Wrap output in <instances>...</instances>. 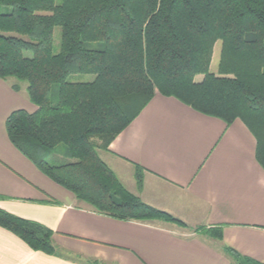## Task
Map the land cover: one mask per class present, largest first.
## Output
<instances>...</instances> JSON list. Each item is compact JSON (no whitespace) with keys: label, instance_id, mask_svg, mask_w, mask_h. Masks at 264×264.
<instances>
[{"label":"trees","instance_id":"1","mask_svg":"<svg viewBox=\"0 0 264 264\" xmlns=\"http://www.w3.org/2000/svg\"><path fill=\"white\" fill-rule=\"evenodd\" d=\"M75 73L94 79L67 81ZM0 78L25 83L36 106L8 115L10 142L100 214L186 226L126 190L99 156L156 93L227 125L239 119L264 169V0H0ZM134 165L141 186L144 169ZM0 226L33 250L56 253L52 231L36 221L0 209ZM201 230L221 238L219 228ZM223 249L236 264H264Z\"/></svg>","mask_w":264,"mask_h":264},{"label":"crops","instance_id":"2","mask_svg":"<svg viewBox=\"0 0 264 264\" xmlns=\"http://www.w3.org/2000/svg\"><path fill=\"white\" fill-rule=\"evenodd\" d=\"M17 109L36 106L25 85L0 78V209L50 229L56 253L33 250L0 226V264H236L224 247L264 263V169L239 119L227 125L156 93L99 154L130 180L134 164L141 166L133 190L141 201L188 226L219 228L218 240L163 221L114 218L78 201L10 142L5 121Z\"/></svg>","mask_w":264,"mask_h":264},{"label":"rangeland","instance_id":"3","mask_svg":"<svg viewBox=\"0 0 264 264\" xmlns=\"http://www.w3.org/2000/svg\"><path fill=\"white\" fill-rule=\"evenodd\" d=\"M59 1L60 0H56V2H59ZM52 38H53L52 47H53L54 52H56L58 50V48H59V40H60V29L58 27L54 28L53 37ZM219 50H220V41H217L214 44V46H213L212 58H211L210 67H209L210 72L214 73V72L217 71V65H218V59H219ZM24 54L26 56H30L31 55L30 52H25ZM201 78H202L201 75H197V76H195L194 79L195 80H200ZM9 79H14L15 81H17L15 78H9ZM93 79H94V75L93 74L75 73V74L69 75L68 78H67V81H69V82H90ZM19 83L20 84L22 83L23 85H25V83H23V82H19ZM60 150H61V148L58 151H55L53 153V158L54 159L55 158L56 159H61L62 158ZM99 154L102 155V151L101 150L99 151ZM49 160H51V157H50ZM101 160L104 162V160L102 158H101ZM112 172L115 174V176L118 178L120 183L124 186V188L126 190H128L130 193L134 194L133 190L134 189L136 190L139 187L138 184L136 183V179H135V176H134L135 175V168L132 171V175H133L132 180H130L124 173H118V172L115 173L113 170H112ZM130 181H133V182H130ZM157 221H161V220H157ZM166 223H169V222H166ZM170 224H173V223H170ZM173 225H176V224H173ZM176 226H178V225H176ZM179 227H182V226H179ZM183 228L187 229L191 233H203V234H206L205 231L201 230V227H199V226H188V225H186Z\"/></svg>","mask_w":264,"mask_h":264}]
</instances>
